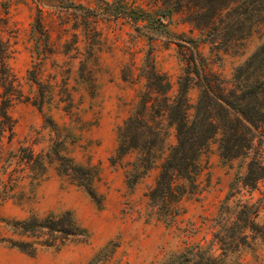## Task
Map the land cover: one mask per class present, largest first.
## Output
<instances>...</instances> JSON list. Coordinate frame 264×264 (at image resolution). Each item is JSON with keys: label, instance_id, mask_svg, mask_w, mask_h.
<instances>
[{"label": "trees", "instance_id": "1", "mask_svg": "<svg viewBox=\"0 0 264 264\" xmlns=\"http://www.w3.org/2000/svg\"><path fill=\"white\" fill-rule=\"evenodd\" d=\"M156 1L161 6L157 11L161 12L159 18L149 16L141 7L129 8L125 0L107 2V7L100 9L79 5L85 11L81 21L88 35L95 31L101 14L127 19L136 30L151 28L174 36L170 42L179 47L183 62L175 90L158 69L152 47L146 52L138 73L133 65L126 68L125 81L136 84L141 80L143 84L133 109L117 129L118 145L110 163L113 166L125 163L130 191L154 176L145 193L147 207L150 215L171 226L185 212L184 200L201 193L204 158L213 145H218L225 162L240 161L244 171L237 173L216 218L217 230L212 242L219 246L221 255L216 256L209 246L194 244L171 253L159 263L227 264L229 254L253 251L259 242L264 244V224L258 220L264 204L253 197L264 183V40L235 69L230 80L211 71V62L203 54L202 46L210 44L216 50L238 51L255 34H261L264 39V0ZM174 14L183 15L184 23L191 27V32L198 31L200 37L168 31L163 18L171 19ZM141 23L145 25L140 26ZM7 29V21L0 18V164L5 143H11L16 136L17 121L12 108L19 102H32L43 113L54 99L50 85L39 77L44 61L52 52L41 17L32 30L39 58L27 73L34 87L32 96L26 95L12 66L16 49L12 39L6 37ZM92 56L90 52L81 62L82 74L88 70L87 61ZM192 89L199 91L195 103L189 96ZM44 116L45 125L57 137L51 139L46 152L20 147L14 155L18 168L0 174V206L16 198L20 179L27 177L32 185L38 184L49 167L54 166L61 178L84 190L102 208L104 197L97 190L102 176L100 167L78 163L68 151L66 141L61 139L59 125L46 113ZM245 192L249 193L247 199ZM3 222L14 235L28 240L8 239L9 246L30 256L37 255L41 247H62L90 240L89 231L71 211L44 217L32 214L28 219ZM118 247L115 241H110L86 264H113Z\"/></svg>", "mask_w": 264, "mask_h": 264}, {"label": "rangeland", "instance_id": "2", "mask_svg": "<svg viewBox=\"0 0 264 264\" xmlns=\"http://www.w3.org/2000/svg\"><path fill=\"white\" fill-rule=\"evenodd\" d=\"M114 1L0 0V18L8 23L6 37L12 39L16 49L12 66L24 92L31 96L34 87L27 73L39 58L32 30L41 17L50 36L52 52L44 61L39 77L54 93L51 105L43 113L32 102H19L12 108L17 121L16 136L11 143H5L0 174L18 168L14 155L21 146L33 147L36 152L48 151L51 139L57 136L44 123L46 113L59 125L61 139L66 141L71 156L80 164L100 167L102 176L97 190L104 197L103 207L99 208L84 190L61 178L54 166L49 167L38 184L32 185L30 178L23 177L16 198L0 206V264H86L112 240L119 246L113 264H159L171 253L194 244L209 246L216 256L221 255L219 246L212 242L217 230L216 218L237 173L244 171L240 161L225 162L218 145H213L204 158L201 193L184 200L185 212L171 226L150 215L147 207L145 193L154 176L130 191L125 163L117 166L110 163L118 145L117 129L133 109L143 84L141 80L136 84L125 81L126 68L133 65L138 73L146 52L152 47L157 67L168 77L173 90L183 68L180 49L170 42L174 36H168L167 32L151 28L136 30L127 19L101 14L95 31L88 35L81 21L85 11L79 5L100 9ZM125 1L129 8L141 7L149 16L161 15L157 12L161 6L156 0ZM163 23L172 34L200 37L198 31L191 32L181 14H174L171 19L165 17ZM263 40L261 34H255L238 51H220L206 44L202 52L211 62V71L230 80L235 69ZM90 52L93 56L87 61L88 70L82 74L81 62ZM189 96L195 103L199 91L192 89ZM253 197L254 201L261 199L264 204V183ZM244 198H249V193L245 192ZM64 211H71L89 231L88 242L41 247L35 256L6 242L28 240L14 235L3 220H24L32 214L44 217ZM258 220L264 224V210ZM226 263L264 264V244L259 242L253 251L229 254Z\"/></svg>", "mask_w": 264, "mask_h": 264}]
</instances>
